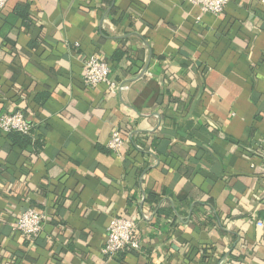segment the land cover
<instances>
[{
  "label": "crops",
  "instance_id": "0c3cea01",
  "mask_svg": "<svg viewBox=\"0 0 264 264\" xmlns=\"http://www.w3.org/2000/svg\"><path fill=\"white\" fill-rule=\"evenodd\" d=\"M9 0L0 14V264H264V0ZM97 53L116 85L83 82ZM120 152L107 147L112 131ZM44 211L36 240L10 228ZM138 251L101 248L113 216Z\"/></svg>",
  "mask_w": 264,
  "mask_h": 264
},
{
  "label": "built area",
  "instance_id": "2783aa9c",
  "mask_svg": "<svg viewBox=\"0 0 264 264\" xmlns=\"http://www.w3.org/2000/svg\"><path fill=\"white\" fill-rule=\"evenodd\" d=\"M9 0H0V14ZM189 5L196 7L200 14L211 13L220 15L224 12L229 0H186ZM200 14L196 19H200ZM83 63V82L89 88H95L105 84L109 90L115 89L116 85L110 79V64L97 53H86ZM11 131L22 134H30L34 131V125L26 120L22 110L5 112L0 111V132L7 134ZM124 138L117 130L112 131L107 143L108 149L120 152ZM46 214L34 207H28L21 212L12 222L10 228L22 235L36 240L43 232ZM141 241L136 234V225L131 218L122 215L113 216L106 229L105 242L101 248L104 256L113 257L124 251H138Z\"/></svg>",
  "mask_w": 264,
  "mask_h": 264
},
{
  "label": "trees",
  "instance_id": "16d2710c",
  "mask_svg": "<svg viewBox=\"0 0 264 264\" xmlns=\"http://www.w3.org/2000/svg\"><path fill=\"white\" fill-rule=\"evenodd\" d=\"M5 135H6V138L10 140L13 144H18L20 146L29 144L31 140V133L22 134L20 132L11 131Z\"/></svg>",
  "mask_w": 264,
  "mask_h": 264
}]
</instances>
